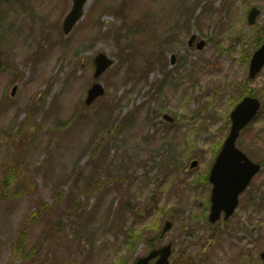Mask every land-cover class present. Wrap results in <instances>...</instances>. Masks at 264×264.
I'll use <instances>...</instances> for the list:
<instances>
[{"label": "rangeland", "instance_id": "obj_1", "mask_svg": "<svg viewBox=\"0 0 264 264\" xmlns=\"http://www.w3.org/2000/svg\"><path fill=\"white\" fill-rule=\"evenodd\" d=\"M109 1L120 2L119 17L124 0H91L84 19L65 36L61 22L70 0H0V183L10 168L16 171L12 186L5 182L0 193V264H132L151 246L167 242L172 264H263L257 254L264 248V224L255 229L244 223L250 229L233 232L237 219L230 225L209 223L210 185L201 176L227 133L225 116L243 89L228 79L232 75L242 83L253 43L264 32V0H181L178 17L167 8L179 0H144L152 19L146 27L143 16L125 30L107 12L101 17L107 21L103 30L116 26L125 33L93 38L90 17ZM134 1L131 15L140 5ZM251 5L261 9L255 26L246 21ZM232 17L241 23L242 42L228 27ZM131 31L152 44L148 56L163 63L149 66L146 78L147 53L125 57L132 47L123 44ZM164 31L175 34L167 43L177 40V50L155 38V32ZM200 39L205 41L201 49L195 46ZM99 51L115 58L100 76L106 97L84 107ZM263 83L264 73L247 84L262 100ZM112 101H118L110 110L112 126H99ZM261 121L264 110L238 142L256 156L264 148V129L257 128ZM257 142H262L259 149L252 146ZM96 145L102 152L92 153ZM172 149L177 161L171 166ZM192 158L198 160L195 169L188 167ZM93 175L102 187L86 192ZM252 198L260 202L256 188L241 195L236 214ZM125 201L131 209L122 207ZM135 209L140 210L136 221ZM117 210L126 218L115 227ZM260 217L264 220L262 211ZM167 219L172 227L160 238Z\"/></svg>", "mask_w": 264, "mask_h": 264}, {"label": "water", "instance_id": "obj_2", "mask_svg": "<svg viewBox=\"0 0 264 264\" xmlns=\"http://www.w3.org/2000/svg\"><path fill=\"white\" fill-rule=\"evenodd\" d=\"M72 6L69 12L66 14L63 21V30L65 33H68L75 22L79 19L82 14V7L86 0H72ZM257 13L256 10H252L249 15V20L252 21L254 15ZM95 63V72L94 77H97L100 73H102L111 63L112 60L109 59L105 54L98 53L94 59ZM13 87V91H14ZM104 90L100 83H93L91 87L88 89L87 97L85 99L86 103H90L94 98L103 94ZM248 100H244L237 108L234 110L233 114H239L240 110L246 106V102ZM254 104H252V107ZM251 107V109H252ZM250 114V111L247 113V116ZM244 122V121H243ZM241 126V125H240ZM239 126H235L233 128L232 133L229 138L224 143V146L221 150V153L216 159L213 174H211L210 179L214 182V188L212 192V210L210 213V219L214 221L219 216V212L221 209H224L226 215H228L234 206L237 203V195L243 189V184L240 183L238 178L230 177L227 179H223L222 176H219L222 172V168L225 166L226 160L231 158H238L241 154L237 151L233 146L234 138L237 134V129ZM170 226L169 222H166L164 226V230H166ZM160 254L159 259L154 264H165L167 263V257L170 253V245H166L158 250L152 251L147 257H143L137 260L136 264H146V260L154 256L156 254Z\"/></svg>", "mask_w": 264, "mask_h": 264}, {"label": "trees", "instance_id": "obj_3", "mask_svg": "<svg viewBox=\"0 0 264 264\" xmlns=\"http://www.w3.org/2000/svg\"><path fill=\"white\" fill-rule=\"evenodd\" d=\"M118 37V33H115L114 34V38L116 39ZM130 45V43L128 42L126 45L127 46H129ZM42 102L40 101V104H41ZM108 121H109V128L112 126V121L108 118L107 119ZM99 150V145H96L95 147H94V149H93V151H92V153H95V152H97ZM4 176H5V178L1 181V185H3V184H5V182H7L8 181V185H10L11 183H12V180H14L15 179V176H16V171H15V168H10L7 172H5V174H4ZM59 223V222H58ZM29 226V225H28Z\"/></svg>", "mask_w": 264, "mask_h": 264}, {"label": "flooded vegetation", "instance_id": "obj_4", "mask_svg": "<svg viewBox=\"0 0 264 264\" xmlns=\"http://www.w3.org/2000/svg\"><path fill=\"white\" fill-rule=\"evenodd\" d=\"M251 188H254V189L256 188L258 190V192H261L262 189L264 190V176L263 175L261 176L259 182L251 183V185L249 186L248 190L251 189ZM261 211L264 212V210L256 209L255 213H261Z\"/></svg>", "mask_w": 264, "mask_h": 264}, {"label": "bare ground", "instance_id": "obj_5", "mask_svg": "<svg viewBox=\"0 0 264 264\" xmlns=\"http://www.w3.org/2000/svg\"><path fill=\"white\" fill-rule=\"evenodd\" d=\"M174 4H175V2H173L172 4H170V5L168 6V8H167V9H169L168 12H170V11L172 10V7L174 6Z\"/></svg>", "mask_w": 264, "mask_h": 264}]
</instances>
